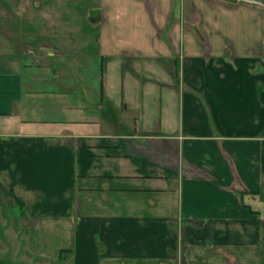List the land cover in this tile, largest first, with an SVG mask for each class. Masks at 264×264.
<instances>
[{
	"label": "crops",
	"instance_id": "crops-1",
	"mask_svg": "<svg viewBox=\"0 0 264 264\" xmlns=\"http://www.w3.org/2000/svg\"><path fill=\"white\" fill-rule=\"evenodd\" d=\"M261 1L0 0V218L35 262L264 264Z\"/></svg>",
	"mask_w": 264,
	"mask_h": 264
},
{
	"label": "rangeland",
	"instance_id": "rangeland-1",
	"mask_svg": "<svg viewBox=\"0 0 264 264\" xmlns=\"http://www.w3.org/2000/svg\"><path fill=\"white\" fill-rule=\"evenodd\" d=\"M16 233L15 221L4 224L0 218V264H39L25 252L22 236Z\"/></svg>",
	"mask_w": 264,
	"mask_h": 264
},
{
	"label": "built area",
	"instance_id": "built-area-1",
	"mask_svg": "<svg viewBox=\"0 0 264 264\" xmlns=\"http://www.w3.org/2000/svg\"><path fill=\"white\" fill-rule=\"evenodd\" d=\"M233 3H246L251 5H260L263 2L261 0H228Z\"/></svg>",
	"mask_w": 264,
	"mask_h": 264
}]
</instances>
